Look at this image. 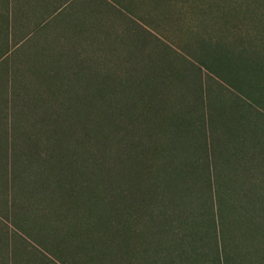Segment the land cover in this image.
Returning <instances> with one entry per match:
<instances>
[{"label":"rangeland","instance_id":"rangeland-1","mask_svg":"<svg viewBox=\"0 0 264 264\" xmlns=\"http://www.w3.org/2000/svg\"><path fill=\"white\" fill-rule=\"evenodd\" d=\"M93 8L96 29L72 35L70 31L61 39L57 52L75 59L63 61L67 68L56 67L55 52L46 53L43 60L45 50L36 58L38 47L0 45V264H192L185 251L202 246L193 235L204 229L203 222L191 231L194 220L203 216L189 215L171 187L168 195L156 186L153 200L141 199L136 213L129 209L125 214L126 223L135 222L127 238L133 244V260L130 263L129 255L121 258V218L108 213V199L119 202L120 195L123 207L126 203L133 207V189L142 195L145 180L154 181L149 172L132 175L128 149L148 119L143 110L137 113L127 103L138 89L158 88L165 94L162 101L166 97V105L180 113L185 126L193 130L205 122V133L213 141L227 132L232 136L227 142L250 145L254 161L261 157L264 163V70L245 60V54L264 53V0H93ZM5 49L9 53L1 58ZM76 62L91 79L77 74ZM147 72L151 77H139ZM105 74L110 83L103 88ZM127 86L132 87L125 90ZM102 89L110 94L99 102L102 94L90 92ZM71 105L73 110L65 108ZM53 106L61 109L60 153L72 164L70 175H81L80 163L90 174L86 185L82 174L66 188L68 192L52 184L47 174L41 175L48 156L43 146L29 158H17V153L25 155L38 123L46 134L53 133L59 117ZM152 116L161 127L174 128L166 116ZM216 121L223 125L222 132L211 134ZM101 129L105 141L96 137ZM191 141L195 146L186 150L185 159L200 174L196 196L201 185H221V180L217 171L211 180L205 177L210 160L199 151L196 134ZM143 152L134 155L149 166L161 168L167 161L166 150L152 158L151 150ZM79 156V161L73 159ZM255 166L259 165L245 163L240 176L253 174ZM118 177L123 178L120 183ZM248 185H264L263 168ZM166 219L173 220L174 238L160 231L167 229ZM179 245L186 250L177 249ZM235 249L234 244L228 247L232 257ZM210 258L206 253L204 264H211Z\"/></svg>","mask_w":264,"mask_h":264},{"label":"trees","instance_id":"trees-1","mask_svg":"<svg viewBox=\"0 0 264 264\" xmlns=\"http://www.w3.org/2000/svg\"><path fill=\"white\" fill-rule=\"evenodd\" d=\"M93 28H95L94 24ZM35 47H38L36 58L38 54L42 53V51L45 50V53L41 55V58L43 60H46L43 58L45 57L43 55H46V53L49 54V52H51V54H54L55 52L56 56L52 57V59L54 62H56V67L67 68V65L65 64L66 62L63 63V61H75L73 57L72 59L68 58V56L62 57V53L57 52L59 46ZM242 52L245 53L246 51L243 50ZM7 53H9L8 49L3 50L1 58L4 57ZM248 55L249 54H245V60L251 67L259 65L264 70V53L252 52L249 56ZM48 63L49 65H52L50 64V62ZM79 63L80 62L75 63L77 70L80 72L77 74H79V76L83 75V78L90 77L91 79L90 75L83 74L85 71H81V65ZM147 73L148 74H143L139 77H151L149 75V72ZM109 76V74H105V79H102L105 80L103 82L101 81V84L103 83L101 85L103 88L109 87L106 85L107 82L110 83V81H108ZM131 87L127 86L125 90L128 88L131 89ZM138 91H135L134 96L129 99V103L127 104L131 103L132 105L130 106V108H133V110L135 112L137 111V113L139 112V110H143L144 116L148 120L143 125V127L146 128H141L140 136L136 137L137 142L135 140V143L132 145V150L128 149L129 152H132L133 157L131 159V161L133 162L131 172L133 177H135V175L140 171H142L143 173H147V175L149 172L150 176L154 175V181L151 182L150 179H148L149 181L147 179L145 180V183H143L144 193L142 195H139L137 189L132 188L134 190L133 195L136 194V196L134 197L135 202L133 204V207L128 203H126V206L123 207V199L120 195H118L119 202H115L113 199H108V213L114 215L118 214V216L121 218V225L119 228L121 233L120 248L123 249L124 254V256L122 255L121 258H127V255H129L130 263H132L133 260L131 251V249L133 250V244H130V242L127 241V238L128 233L135 230L133 229L135 222L133 226L126 223L125 214L129 213V209L133 210L136 213V208L139 206V201L141 199H144L143 201L146 202L153 200L154 192H156V186H158L159 188L163 189V194L167 193L168 195H170L168 192V187L176 189V194L177 196H179L176 198H180L183 200V207L188 212V214L193 215L197 212L198 214H201V216H203V220H197L198 222L194 220L195 225H193L192 227L194 230H192L191 232H196V230L200 228L201 222H203L204 229L201 232L199 231L200 233L194 234L193 236L196 237L198 241L201 240V247L207 248L206 253L211 254V264H220V261L222 262L221 264H264V185H248L249 181L255 178V174L259 173V170H261L262 168L264 170V163L260 160L261 157L258 161H254V159L252 158V153L254 151L252 150L250 145L238 146L236 144V141H233L235 142L234 144L227 142L226 139L229 140L232 136L229 137L227 132H222L223 125H221L218 121H216L212 125L213 131L211 134L222 132L221 140H209V136L205 133V122L203 121L200 126H195L193 130L190 129V127L188 128V126H185L182 121H180V113H175V110L170 109V107L166 105V97L164 99L166 102L162 101L161 98H163L165 94H162V91L158 88L155 89L154 87H151L147 89H138ZM93 92L102 94L99 102H101L103 97L105 101L106 97L104 96V94H110L109 89L108 91L102 89V91L96 90L91 91L90 93ZM166 92L168 91L166 90ZM119 93L121 94L123 93V91ZM145 96H147L148 98H145ZM65 101L73 103V101L69 99H65ZM65 108H68V110H73V105H71V108L69 106H66ZM53 109L57 110L59 114L57 121L55 119V126L52 129L53 133L49 132L48 134H46V130L44 128H40L38 123L35 126L36 130L35 132H33L34 135L31 137L30 142H26L27 150L25 152V155L22 156V154L17 153V158L18 160H21L22 157L26 156L27 158H29L31 152L34 153L36 151H39L43 146L44 150L46 151V156H48H45L46 161L44 172L40 169H38V171H41V175H44V173L45 175L47 174L48 179L52 178V184L62 185L65 188V191L68 192L69 189L67 191L66 188L75 184L78 180L80 181L79 178L82 174L84 175L81 177L84 179L82 181V184L85 182L86 185V182L90 179V174H86V172H83L84 169L80 163V165H78V168L80 167L81 169H76L79 173L82 172L81 175L77 177H73V175H70L73 173L70 168L72 164H70L68 161L65 162L64 160H62V156L60 153L62 150L61 143L63 140L60 133L62 129V117L60 116L59 112L61 109H57L56 106H53ZM68 110L65 111L66 116L69 115ZM171 112L172 114H170ZM153 113L166 116V120L169 122V124H172L174 128L170 126L172 129H169V126L161 127L160 124L154 123V118L152 116ZM41 124L43 125L42 121ZM98 132L99 134H97L96 137H101L100 140L105 141L104 137L106 135V132L102 129ZM153 132H155V134H153ZM194 134H196V145H198L199 151L202 154L205 153V158L207 156L210 160L208 164L209 166L206 165L208 168L205 172V177L208 180H211L212 174L217 171L218 178L221 180V185L213 186L210 183L207 185H201L196 196H194V192H196L194 186L195 183H197L196 180H198L200 174L197 170L193 169V163L188 162L185 159L187 158L186 150L191 149L193 148V146H195L191 141V137L194 136ZM143 136L146 137L147 141L141 139L143 138ZM138 139L141 140L138 141ZM164 143H167V145L164 146ZM153 144L159 145H156L154 147ZM145 145H148V147H146ZM145 148L151 150V152H149V157L151 158L154 155L161 157L163 151L166 150V152L168 153L165 155V158L167 161H171V163L165 161L164 163H162L161 168H156L152 165L149 166V164H146L142 161V159L136 158L137 156L134 155L139 152H143V149ZM73 150L74 149H71V151ZM152 151L155 152V154H152ZM243 152H246L249 157H243ZM182 154L185 157L179 159V157L181 158ZM143 155H146V153H144ZM212 158H214L213 161ZM73 159H77V161H79L80 156L77 158L74 157ZM194 160L198 163L199 158H194ZM56 161H59L58 169L56 167ZM27 162L25 163V165L27 164ZM245 163H253L259 166H255V172L253 174L250 173L249 175L243 177L240 176L239 170H241V167ZM88 165L91 166L90 164ZM52 167L54 169H52ZM195 168H198V166H195ZM40 171L38 173H40ZM21 173L26 172L21 171ZM42 178L43 176L39 178L38 181L40 182ZM121 180H123V178ZM121 180L120 177H118L119 183ZM69 181H71L70 185L67 184ZM78 185H81V182ZM140 186L138 185V190H140ZM257 186L258 189H256ZM116 189L117 193L120 194V185H116ZM105 198L107 199V197ZM134 218L136 219V216H134ZM165 221L167 222V229H163L160 231L168 232L169 239L174 238V236H176L174 234L176 233L171 229V221L173 222V220L166 219ZM111 229H114V225H111ZM234 234L235 238H232ZM207 237L209 238L208 245L206 240ZM233 244L236 247L234 257H232L230 252L228 251V247H233ZM206 253L203 255L204 257L206 256ZM120 264H122V262Z\"/></svg>","mask_w":264,"mask_h":264},{"label":"crops","instance_id":"crops-1","mask_svg":"<svg viewBox=\"0 0 264 264\" xmlns=\"http://www.w3.org/2000/svg\"><path fill=\"white\" fill-rule=\"evenodd\" d=\"M93 19V0H0V45L61 46L70 31L93 30ZM199 247L177 249L185 251L186 261L204 264L205 248Z\"/></svg>","mask_w":264,"mask_h":264}]
</instances>
